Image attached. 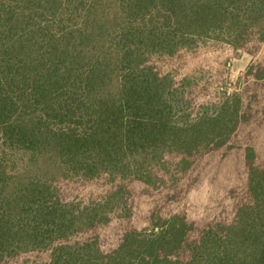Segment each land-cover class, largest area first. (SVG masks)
I'll list each match as a JSON object with an SVG mask.
<instances>
[{
  "label": "trees",
  "instance_id": "obj_1",
  "mask_svg": "<svg viewBox=\"0 0 264 264\" xmlns=\"http://www.w3.org/2000/svg\"><path fill=\"white\" fill-rule=\"evenodd\" d=\"M253 36L264 40V0H0V264L43 250L44 264H264V168L251 150V202L234 223L189 243L175 216L127 233L110 255L93 242L55 246L108 218L33 172L47 161L63 175L151 183L170 156L224 146L242 121L240 94L194 112L148 58Z\"/></svg>",
  "mask_w": 264,
  "mask_h": 264
},
{
  "label": "rangeland",
  "instance_id": "obj_2",
  "mask_svg": "<svg viewBox=\"0 0 264 264\" xmlns=\"http://www.w3.org/2000/svg\"><path fill=\"white\" fill-rule=\"evenodd\" d=\"M148 60L160 76H169L183 90L194 112L237 92L242 121L222 147L186 159L170 156L151 183L116 175L93 179L63 175L50 162H38L34 174L48 179L64 202L98 208L108 218L55 246L93 242L110 255L127 233L161 228L175 216L186 221L185 239L194 243L209 227L234 223L239 209L250 204V150L255 165L264 168V40L253 36L238 48L209 42L175 55L154 54ZM51 257L52 250L30 251L1 264H44ZM177 258L187 261V249Z\"/></svg>",
  "mask_w": 264,
  "mask_h": 264
}]
</instances>
